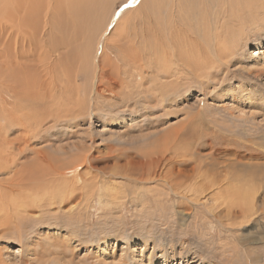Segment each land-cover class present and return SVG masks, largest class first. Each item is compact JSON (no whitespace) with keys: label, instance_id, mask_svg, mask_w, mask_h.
I'll list each match as a JSON object with an SVG mask.
<instances>
[{"label":"rangeland","instance_id":"obj_1","mask_svg":"<svg viewBox=\"0 0 264 264\" xmlns=\"http://www.w3.org/2000/svg\"><path fill=\"white\" fill-rule=\"evenodd\" d=\"M129 1L102 3L115 13ZM182 1L209 63L165 79L156 98L151 74L128 79V106L96 90L104 31L79 32L71 0L0 1V180L41 188L28 211L0 212V264H264V0ZM164 4L149 11L157 23ZM116 34L105 50L120 49ZM199 174L236 187L246 176L256 192L187 191Z\"/></svg>","mask_w":264,"mask_h":264},{"label":"bare ground","instance_id":"obj_2","mask_svg":"<svg viewBox=\"0 0 264 264\" xmlns=\"http://www.w3.org/2000/svg\"><path fill=\"white\" fill-rule=\"evenodd\" d=\"M0 1L7 2L8 0H0ZM106 1L108 0H71L70 2V8L74 13L75 17L78 19L77 20L78 24L76 25V29L79 32L80 31L87 32L88 34L87 33L85 34L89 36V33L92 32V30L94 32L104 31L102 33V36H100L101 38L98 41L100 45H98L99 49L98 52L96 53L97 57L102 55V63H100V65H97L98 84L96 85V90L98 92L100 91L101 93L102 92L104 93L105 91H109L111 94L110 95L111 98H119V100H121V102L124 104L123 106H128L129 101L133 97V90L132 92H129V90L131 89L129 88L131 82H129L128 79L131 80L134 83V85H136V83L138 85L140 80H142L143 83L145 82L144 85L146 86V84H148L149 82L152 83V81H150L151 79L149 80L147 79L146 74L147 75L151 74L152 75L151 78H153V81L156 82L155 83L156 87L155 90L151 92V94H147V95H152V97L154 96V98H156L155 96H157V93H159L157 91H160V89H163L164 91L165 87L170 83V82L164 83L165 79H169L172 82V79L174 77L173 75H177L179 71H181V69L186 70V67H188V69L192 70V68L194 69L199 66L201 67V65H205L206 63H209L207 62V57H206V55L208 54V49L205 47H201L199 45V42H197L194 33L192 32V24H191L192 22L190 21V12L186 10V8H184L183 5H181L183 4V1L180 2V0H130L127 4L123 6V8L120 11H117L115 13H111V10L108 7H106L105 5L106 3H102ZM150 1L153 2L151 3ZM164 1L166 4V5L164 4V6H166V8L160 11L161 15L164 14L163 16L164 21L163 24H161V23H157L156 21L158 17L156 15H153V13L151 14L149 11H159L161 8H158V6L160 4L162 5V2ZM101 3L104 4L105 6L102 7ZM88 4H91V6L88 7ZM98 4L100 6H98ZM200 5L202 8L203 5L201 3ZM134 9L136 10L135 13L130 14L129 13L130 10H134ZM185 13H187L188 15H185ZM93 14L95 15L93 19L90 18L91 23L86 22L87 21L86 18L89 15H93ZM129 16H131L132 19ZM125 23L128 27L124 26ZM137 26L139 27L137 28ZM114 27L116 30H118V34H116L118 36L117 38L121 37V39H119V42L117 41V43L116 42L113 43V45L119 47L120 49L115 51H109L110 49L105 50V47L103 48V46H105L106 40H108L107 34L109 33L110 29ZM128 30L133 32L136 31L137 34L142 33L143 35L141 36L137 35L135 39L124 38ZM25 34H27L26 31L23 35ZM25 37H27V35ZM86 45H87V41H86ZM199 54L200 55L204 54L205 57L198 58L197 55ZM115 71L116 73H114ZM166 73L168 75H166ZM77 77L78 74H74L73 78L75 80L77 79ZM53 81H54L53 84L56 83L59 84V82L56 80V77L52 79V82ZM118 86H120L121 88L127 87L128 90L127 94L124 93L126 94L125 98L124 95L122 96L121 94L122 92L118 93L117 92L118 90L117 91L115 90ZM145 86L143 88H145ZM139 88L141 89V85ZM76 89H77L75 94L76 98H78V100H81L80 95L82 92L79 89V87H76ZM64 91L65 89H61V90L59 89L60 95H62V97L65 98V94H63L65 93ZM55 94H57V92ZM226 96L227 95L225 93H220V97H218V99L221 100ZM121 97H123V99H121ZM158 159L160 158L158 157ZM158 159L156 157L152 158V160H158ZM2 169L3 166H0V171ZM51 169L50 170H48V168L41 169L40 171L41 175L39 174L41 179L44 178V176L42 175L48 174V171H51ZM53 172H57V174L60 173L59 170L56 171L55 169ZM203 176L204 175L199 174L198 177L202 179L193 181L191 184L187 185L185 189L189 192L190 191H193L194 193L198 192V194L200 195L201 194L207 195L211 193V196L217 200H219V197L221 196L223 198H228L232 200L237 199L240 202H243V200L245 202L248 201L249 199H253L254 194L256 192L252 187V183L246 176L243 177L240 175L236 176L235 179L239 180L238 181L239 185H237V187L236 185L235 186L232 185V181L229 179V177H226L225 179L222 180H213L209 182V179H207L206 176L204 177ZM224 180L226 181L227 186L230 185L227 188L224 187L225 186L223 182ZM241 181L245 182V183L243 182L244 185H240ZM30 182L29 180L22 181L20 178L18 179L15 176L13 178H10L9 180H0L1 214H2V209L4 210L6 206H9L10 209H13L15 215L16 213L20 215L21 214L20 212L28 211L27 206H29L32 202L38 201L37 198L41 194L40 192L41 188H39L40 186L36 187L37 191L35 194L32 193L30 194L29 192H23V190L29 189L30 191V189H32L33 186L30 184ZM169 184L171 185L172 189L175 188L171 182ZM175 185L176 188L179 189L180 186H177L179 185V183L175 181ZM60 187L61 186L59 183V186H55L54 188H57L58 190V188ZM71 187L74 188L75 190L77 189L76 186L75 187L71 186ZM47 188L48 189L47 190L45 189V192L48 195V197L50 194H52L51 195L52 198L54 196L53 193L54 188L52 186H49ZM63 199H65V197H63ZM1 224H3V219L2 220L0 219V225Z\"/></svg>","mask_w":264,"mask_h":264}]
</instances>
